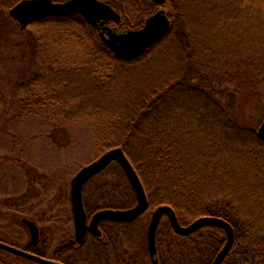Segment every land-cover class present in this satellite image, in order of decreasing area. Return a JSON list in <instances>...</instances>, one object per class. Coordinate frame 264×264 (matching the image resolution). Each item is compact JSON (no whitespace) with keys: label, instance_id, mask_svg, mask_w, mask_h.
Masks as SVG:
<instances>
[{"label":"trees","instance_id":"obj_1","mask_svg":"<svg viewBox=\"0 0 264 264\" xmlns=\"http://www.w3.org/2000/svg\"><path fill=\"white\" fill-rule=\"evenodd\" d=\"M99 1L121 14L126 31L141 28L149 7ZM162 7L169 30L131 61L108 51L96 30L75 14L25 28L0 18V77L9 79L7 62L15 64L14 96L7 99L0 89V130L11 122L40 121L33 140L44 134L52 140L86 128L91 160L122 149L148 199L147 211L136 220L103 222L102 235L80 246L63 231L58 212L48 220L46 251L38 247L45 242L40 229L36 245L4 243L65 264H142L149 211L167 205L182 226L205 216L232 226L234 243L223 264H264V141L257 136L264 118V0H164ZM107 174L120 185L103 181ZM37 178L44 204L55 186L45 176ZM122 189V199L116 198ZM93 193L107 198L97 210L135 205L115 162L85 184L88 215L87 197ZM63 202L70 205L69 190ZM70 223L72 216L64 225ZM169 236L191 250L192 264H211L225 241L223 230L209 226L177 235L163 218L156 232L158 264H191L183 251L170 256ZM119 248L127 259L118 260ZM0 264L40 263L0 250Z\"/></svg>","mask_w":264,"mask_h":264},{"label":"rangeland","instance_id":"obj_2","mask_svg":"<svg viewBox=\"0 0 264 264\" xmlns=\"http://www.w3.org/2000/svg\"><path fill=\"white\" fill-rule=\"evenodd\" d=\"M114 1L118 4L124 1V4L128 6L132 1H135L138 9H145L144 5L148 3V10L142 17L144 21L150 15L161 9L150 0ZM12 2L13 0H0V18H9L11 20L8 10L14 6L11 5ZM134 9H136V7H134ZM162 9L164 8L162 7ZM119 15L121 17L120 13ZM107 25L109 28L116 29L117 31H126L125 27L121 25V21L119 24L109 22ZM1 28L3 29V27ZM57 50L59 51L58 48ZM7 64L9 68H7L9 79L5 77V75L0 77V89L2 93H4V96L9 99L14 96L12 91L14 89L13 70L15 64L10 62V60ZM10 72H12L13 75L10 74ZM262 122L258 125L257 131ZM39 124H41L40 121L32 122L30 120H23L11 122L6 128L0 130V241L13 244L14 246H19L21 243L24 244V241H28V232L26 228L22 227V223H20L21 219L26 218L37 223L41 237L45 238V242L39 244L38 247L41 251H46L47 246L45 243L50 241L51 237L49 233L52 231L48 220L53 214L58 212L61 215L63 231L71 236L74 235L72 223L67 226L64 225L72 215L70 205L66 202L67 205H65L63 201L64 198L68 196L71 178L79 169L92 163L93 160L90 158L92 149L87 137L86 128L78 126L73 128L72 133L68 136L62 137L56 135L57 137L52 140L46 139L45 134L42 135L41 138H35L33 140L35 134H37L36 128ZM111 167L115 169V167ZM112 168L111 170H113ZM39 176H45L46 183L50 185L54 183L55 186H52L54 189L50 193L51 200L44 204L43 201L40 202L42 189L38 187V183L36 182ZM102 178L105 179L103 181L110 184L119 183L114 175L107 174L104 177L102 176ZM30 179H34L32 185L29 183ZM123 193L124 191L122 189L121 197H119L120 194L116 193V198L122 199ZM59 194H61L60 198ZM93 194L94 196L89 195L90 197L87 194L89 197H87L89 201V215L93 214L94 211L96 212L97 208L103 207L105 204L104 199H107H101L99 196L95 195L96 193ZM30 206H36V210L30 214L21 213L23 209ZM39 220H41V223L38 222ZM106 227L108 228L107 224ZM64 235L65 234L60 238L62 239ZM101 241L105 242L106 237H103ZM180 241L181 239L175 238L174 236L168 237L170 246L167 249H169L170 256L172 257L174 251H183L185 259L188 261L190 258L192 264L194 260L191 250L182 247ZM175 243L177 244L176 246ZM144 246L146 249V241ZM121 249L122 248H119L116 254L123 253ZM145 249V254L143 253L141 256L144 263L141 259L140 263L151 264V260L145 252ZM201 257L204 259L205 255L202 254ZM123 258L127 259L128 255L125 254V257L123 255Z\"/></svg>","mask_w":264,"mask_h":264},{"label":"water","instance_id":"obj_3","mask_svg":"<svg viewBox=\"0 0 264 264\" xmlns=\"http://www.w3.org/2000/svg\"><path fill=\"white\" fill-rule=\"evenodd\" d=\"M156 5H161L164 0H151ZM8 14L22 28L29 23L43 20L47 17H68L78 14L99 32V37L104 46L117 58L131 61L140 57L144 51L155 41L161 39L169 30L170 21L163 9L148 17L142 28L134 31H117L107 26L113 22L119 24L121 18L109 5L98 0H67L63 3H54L52 0H21ZM105 33L107 36H105ZM257 136L264 141V120L260 125ZM110 162H116L122 168L135 195V205L129 209L113 210L101 209L96 211L89 219L83 204V187L85 183L100 173ZM70 208L74 226V241L81 244L87 234L101 236L99 224L103 221L130 223L140 217L148 208V199L143 185L133 169V166L120 148H114L92 163L79 169L70 180L69 188ZM162 217H166L175 234L188 236L201 227H216L224 231L225 241L217 252L211 264H223L231 251L234 243V230L223 219L216 217H200L187 226L180 225L175 212L167 205L157 207L152 213L147 226L146 240L150 257L156 254V231ZM22 224L27 228L30 243L36 244L39 240V229L31 220L23 218ZM0 250L16 256L40 263L61 264L59 262L39 257L27 251L0 242ZM153 264H157L153 260Z\"/></svg>","mask_w":264,"mask_h":264},{"label":"flooded vegetation","instance_id":"obj_4","mask_svg":"<svg viewBox=\"0 0 264 264\" xmlns=\"http://www.w3.org/2000/svg\"><path fill=\"white\" fill-rule=\"evenodd\" d=\"M100 227V226H99ZM101 228V227H100ZM102 230V229H101ZM90 237H97V236H94L92 233H90V232H87V235L85 236V238H84V240H83V242L81 243V244H78V243H76L75 241H74V243L76 244V245H78V246H80V245H83L87 240H88V238H90ZM99 237V236H98ZM168 242V241H167ZM168 245V244H167ZM155 258H157V255L156 256H154ZM117 258H118V260H120L121 258H122V256H121V254H118L117 255ZM151 259V261H152V258H150ZM57 262H59V261H57ZM59 263H61V264H65V263H62V262H59ZM108 264H113V262H112V260L111 261H109V263Z\"/></svg>","mask_w":264,"mask_h":264}]
</instances>
